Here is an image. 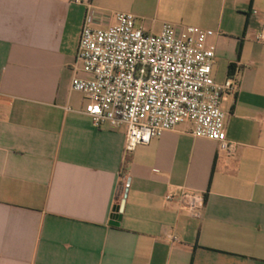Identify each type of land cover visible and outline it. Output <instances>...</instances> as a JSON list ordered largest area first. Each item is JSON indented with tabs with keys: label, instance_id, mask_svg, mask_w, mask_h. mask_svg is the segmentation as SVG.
Here are the masks:
<instances>
[{
	"label": "crops",
	"instance_id": "obj_1",
	"mask_svg": "<svg viewBox=\"0 0 264 264\" xmlns=\"http://www.w3.org/2000/svg\"><path fill=\"white\" fill-rule=\"evenodd\" d=\"M89 1L93 27L120 11L149 33L214 30L232 149L184 121L127 150L70 86L86 4L0 0V264H264V0ZM178 188L203 196L200 219L166 202Z\"/></svg>",
	"mask_w": 264,
	"mask_h": 264
},
{
	"label": "built area",
	"instance_id": "obj_2",
	"mask_svg": "<svg viewBox=\"0 0 264 264\" xmlns=\"http://www.w3.org/2000/svg\"><path fill=\"white\" fill-rule=\"evenodd\" d=\"M75 1L87 10L70 86L87 98L85 112L94 125H125V147L132 150L190 121L191 134L231 151L222 100L236 84L229 78L217 82L212 75L215 48L208 39L214 30L164 22L158 33H149L136 25L133 14L120 11L114 23L93 27L90 1ZM164 198L189 216L203 215L201 194L178 188Z\"/></svg>",
	"mask_w": 264,
	"mask_h": 264
},
{
	"label": "water",
	"instance_id": "obj_3",
	"mask_svg": "<svg viewBox=\"0 0 264 264\" xmlns=\"http://www.w3.org/2000/svg\"><path fill=\"white\" fill-rule=\"evenodd\" d=\"M125 196H126V193H124V195L121 198L119 204L115 208L116 209L115 216H114V218L112 220H110V224H112V225H118L119 224V221H120V218H121V215H122V211H123V208H124Z\"/></svg>",
	"mask_w": 264,
	"mask_h": 264
},
{
	"label": "trees",
	"instance_id": "obj_4",
	"mask_svg": "<svg viewBox=\"0 0 264 264\" xmlns=\"http://www.w3.org/2000/svg\"><path fill=\"white\" fill-rule=\"evenodd\" d=\"M120 199H121V193L118 195V201H120ZM113 215L115 216V213Z\"/></svg>",
	"mask_w": 264,
	"mask_h": 264
}]
</instances>
